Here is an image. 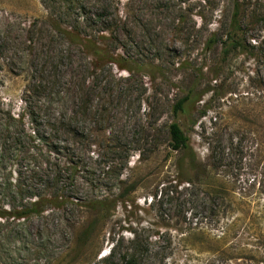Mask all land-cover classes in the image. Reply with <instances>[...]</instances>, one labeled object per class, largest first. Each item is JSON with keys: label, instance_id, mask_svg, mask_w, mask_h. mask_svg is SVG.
Returning <instances> with one entry per match:
<instances>
[{"label": "rangeland", "instance_id": "rangeland-1", "mask_svg": "<svg viewBox=\"0 0 264 264\" xmlns=\"http://www.w3.org/2000/svg\"><path fill=\"white\" fill-rule=\"evenodd\" d=\"M246 1L248 36L264 50V0ZM231 2L0 0V110L23 116L20 140L0 146V211L18 208L27 189L50 194L56 172L80 202L134 187L82 245L84 212L0 218V264H124L134 253L136 264H220L206 243L179 242L189 228L210 238L223 229L221 264H264V55L205 48ZM72 36L114 61L97 64ZM212 68L223 95L199 103L207 110L186 129L194 167L180 175L171 107L193 84L204 88Z\"/></svg>", "mask_w": 264, "mask_h": 264}, {"label": "trees", "instance_id": "trees-1", "mask_svg": "<svg viewBox=\"0 0 264 264\" xmlns=\"http://www.w3.org/2000/svg\"><path fill=\"white\" fill-rule=\"evenodd\" d=\"M246 0H232L231 2V10L229 14V18L223 29V34L217 36V34H213L210 36L205 42V48L208 50L213 49L215 46H219L221 49L222 57L231 56H243L250 58H257L264 55V50H261L262 43L257 40H253L250 36H248L251 28V25L246 21L247 17L246 13ZM72 41H78L81 44V47L88 50L89 53H92L95 56V61L97 64L102 63L104 60L109 62H113L112 57L104 55L100 49H97L95 44L91 41L80 40L78 36H72ZM82 42V43H81ZM262 54V55H261ZM263 57V56H262ZM122 69L129 71L128 68ZM202 68L198 70L200 75L202 76ZM208 74L211 76V79L207 81V84L201 88V83L193 84L188 91L179 99H177L172 107L171 113L173 119L167 124V138H168V147L169 151L172 153H176L178 155V163L176 164V168L180 172V175H183V172L186 171L191 172L194 167L195 162V154L193 149L190 146L189 138L186 134V129L192 127L195 124L194 114L199 109V115L204 116L207 110V104H204L199 107V103L203 101L204 96L210 95V99L221 98L223 93L219 94L217 91L221 88V84H217V80H219L218 70L215 68L207 69ZM214 83L213 85H210ZM199 87V90H198ZM17 126L23 127V116L22 115H14L6 110H0V146H5L9 140L10 143H14L19 141V135L21 131L16 128ZM32 132H34L32 130ZM14 136V137H12ZM51 145H49V153L55 154L57 152L58 144L50 141ZM184 167V169H183ZM205 174L206 170H203ZM184 172V173H186ZM51 178L50 194H38L33 195L28 190V194L26 196L23 193H20V196L23 200H20V205L18 208H12L11 210H2L0 211V218L9 217L16 220H25L31 216H39L45 212V207H52L56 210H64L67 208L70 211L75 212H84L89 218L88 221L83 226L79 235L76 238V243L82 245L90 235L95 231L98 222L105 220L110 215H112L113 211L118 207L119 204H123L127 201L128 197L134 190V187L127 186L126 188L122 187L121 190L118 189V194L116 197H112L111 195H104L98 197H91L85 199L83 202H80L79 198L73 197L71 195L66 194V189L63 185H65L66 180H71V177H63L59 172H56L53 176H49ZM186 179V180H185ZM182 179L180 183L185 185H192L188 178ZM218 191H215L213 188H210L209 191L215 195L216 193H222L224 191L223 188L218 187ZM22 190V188L20 189ZM30 193V195H29ZM126 199V200H125ZM225 207L218 208L217 210V219L218 223L221 219V215L223 212L220 210H224ZM196 229H188V232L179 242H187L189 246L191 242L193 246L202 245L206 243V248L204 252L209 255L211 258L215 259V263H222L223 256L225 255L221 245L223 246L225 241V232L222 229V234L220 236H215L214 238H210L206 234L205 231ZM193 253L197 252L193 250ZM199 253V252H198ZM111 252L108 255L100 257L99 260L107 261L111 258ZM200 254V253H199ZM126 254L123 257L124 264H136V254H132L128 257ZM126 259V260H125ZM212 263L214 261L211 260Z\"/></svg>", "mask_w": 264, "mask_h": 264}]
</instances>
